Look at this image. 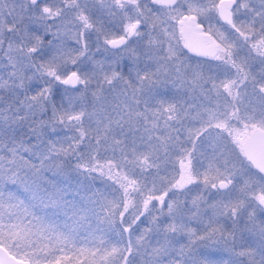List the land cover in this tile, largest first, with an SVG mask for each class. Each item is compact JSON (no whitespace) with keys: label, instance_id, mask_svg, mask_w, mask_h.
<instances>
[{"label":"snow or ice","instance_id":"obj_1","mask_svg":"<svg viewBox=\"0 0 264 264\" xmlns=\"http://www.w3.org/2000/svg\"><path fill=\"white\" fill-rule=\"evenodd\" d=\"M0 264H264V0H0Z\"/></svg>","mask_w":264,"mask_h":264},{"label":"trees","instance_id":"obj_2","mask_svg":"<svg viewBox=\"0 0 264 264\" xmlns=\"http://www.w3.org/2000/svg\"><path fill=\"white\" fill-rule=\"evenodd\" d=\"M61 223H63V220L61 221ZM90 223H91V226H92L93 231H95L96 224L94 222H90ZM87 227H88V225H85L84 228H79V231L82 233V235L80 237L81 239H84L85 236H87L88 238H91V234L86 231ZM101 237H102V234L99 233V232H97L96 233L97 242H99V240L101 239ZM103 238L104 239H107V237H103ZM77 246L79 247L80 245H77ZM209 251H210L209 254H214L215 253V255H212L211 257L209 256V259H212L213 261H217L218 262L219 259L221 258V254L217 253V250L216 249L214 251H212L211 249H209ZM206 254L209 255L208 254V251H206Z\"/></svg>","mask_w":264,"mask_h":264},{"label":"rangeland","instance_id":"obj_3","mask_svg":"<svg viewBox=\"0 0 264 264\" xmlns=\"http://www.w3.org/2000/svg\"><path fill=\"white\" fill-rule=\"evenodd\" d=\"M212 251H214L215 249H211ZM208 251V254H209V249L207 250ZM209 256L211 257L212 256V254H209Z\"/></svg>","mask_w":264,"mask_h":264}]
</instances>
